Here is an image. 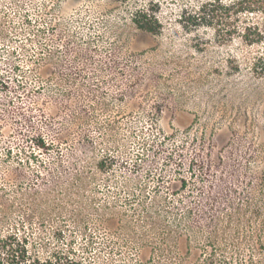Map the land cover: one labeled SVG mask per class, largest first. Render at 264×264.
<instances>
[{
	"label": "rangeland",
	"instance_id": "374dc122",
	"mask_svg": "<svg viewBox=\"0 0 264 264\" xmlns=\"http://www.w3.org/2000/svg\"><path fill=\"white\" fill-rule=\"evenodd\" d=\"M216 1L0 0V234L26 236L43 258L60 250L83 264H168L164 236L173 242L185 224L119 217L105 230L100 221L109 207L129 214L126 186L153 195L189 177L196 148L241 209L235 226H219L215 264L259 259L246 243L262 233L255 207L264 213V81L250 70L259 49L197 21ZM140 10L160 17L161 34L135 31ZM64 171L94 177L84 201L49 202L52 175ZM1 205H14L8 224ZM194 230L198 264H208L211 247Z\"/></svg>",
	"mask_w": 264,
	"mask_h": 264
},
{
	"label": "trees",
	"instance_id": "16d2710c",
	"mask_svg": "<svg viewBox=\"0 0 264 264\" xmlns=\"http://www.w3.org/2000/svg\"><path fill=\"white\" fill-rule=\"evenodd\" d=\"M215 3L217 4L203 5L200 8V13L197 14V21L213 27L218 37L224 42H231L238 37L246 45L257 47L259 50L253 59L250 70L255 79L264 81V0H236L230 4L217 0ZM131 23L135 31L141 36H157L163 31V23L160 17L155 13H150L149 10H140L137 13H132ZM51 147H54V145L45 143L39 145V148L45 151H49ZM182 147L185 148V145ZM194 150L195 156L189 165V177L181 176L180 174L176 181H166L169 183L165 192H162V187L157 185L153 195L140 194L141 197L137 194V191L126 186L125 188L127 189H124V193L127 194L125 198L126 204L130 205L129 214L125 211L122 213L117 207H109V210L114 213L109 218H101L102 227L105 230H111L116 226V221L119 217L121 222L128 218H142V221L146 220L148 224L152 225L164 224L166 220H172L175 224H185L188 229L186 234L179 232L173 242L166 239V235L164 236L163 244L159 249V259H167L168 264H198L199 260L197 258L200 255L197 246L192 245V234L196 232L194 229H198L197 233L204 234L205 239L208 241L207 245L211 247L210 253L205 254L206 260H208V264H215L216 250L220 248V243H223L217 236L219 226L227 222L233 225L234 219L237 218L236 213L240 214L241 209L233 197H228L224 193L223 174L217 177L213 176L211 180L208 174L211 172L210 168L200 157V151L202 152V150H197L196 148ZM179 157L182 158V155H179ZM173 160L174 155L171 154L168 157V161L172 162ZM176 166L181 169L185 165L180 159ZM84 169L86 168L84 167ZM59 174L52 175L53 178L49 186H47L49 202L55 203L53 200H61L63 204H66L68 202H76V200L84 201L83 194L91 186V181L94 177L89 178L84 175L85 173L74 174L66 171ZM62 180L64 181L62 182ZM197 181L198 183L196 184ZM166 182L164 177L158 179L159 184H165ZM144 189H142V193ZM5 190L3 189L5 192L3 193L4 197L7 196ZM57 191H59L61 197L55 196L52 199L51 195ZM194 194L198 197L193 198ZM35 195L40 196V192L36 191ZM1 207L3 221L8 224L12 218L13 212L11 210L14 205L13 207L1 205ZM106 208L108 210V207ZM117 211L122 215L117 213ZM253 213L260 219L257 229L262 233L257 239L255 237L254 240H248L246 243H249V246L252 247L253 254H258L259 259L257 260L251 256V263L264 264V220H262L264 213L259 206L255 207ZM205 227H212V230L203 231ZM14 230L21 231L20 228ZM61 232L57 231L58 234H61ZM90 241L91 244H95L94 236H90ZM113 243L112 241L109 244L110 246L105 245V247L114 251L116 244ZM252 243H255V245L253 244V246ZM28 244L29 239L26 236L19 235L17 232L10 231L7 235L1 233L0 264H83L77 257H74L73 252L60 250H54L43 258L39 255L40 253H31ZM124 244L126 247L130 245L128 241H124ZM233 245L235 249L239 250L242 246V241H234ZM187 255L188 258H186Z\"/></svg>",
	"mask_w": 264,
	"mask_h": 264
}]
</instances>
